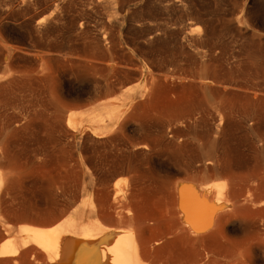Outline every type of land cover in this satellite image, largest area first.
I'll use <instances>...</instances> for the list:
<instances>
[{
	"label": "rangeland",
	"instance_id": "374dc122",
	"mask_svg": "<svg viewBox=\"0 0 264 264\" xmlns=\"http://www.w3.org/2000/svg\"><path fill=\"white\" fill-rule=\"evenodd\" d=\"M0 76V247L65 213L160 248L179 180L264 176V0H0Z\"/></svg>",
	"mask_w": 264,
	"mask_h": 264
},
{
	"label": "bare ground",
	"instance_id": "6f19581e",
	"mask_svg": "<svg viewBox=\"0 0 264 264\" xmlns=\"http://www.w3.org/2000/svg\"><path fill=\"white\" fill-rule=\"evenodd\" d=\"M151 77L154 90L190 85L205 95L210 86L209 78ZM95 110L89 114L97 117ZM113 117L106 112L103 119ZM175 191L177 216L167 225L174 236L160 248H154L139 219L113 224L61 213L48 219L22 217L16 227L6 224L16 238L0 247V264H264V176L250 175L244 187L213 182L211 176L181 179ZM119 197L116 190L114 199ZM232 225L236 236L229 233ZM163 233L157 223L155 236Z\"/></svg>",
	"mask_w": 264,
	"mask_h": 264
}]
</instances>
